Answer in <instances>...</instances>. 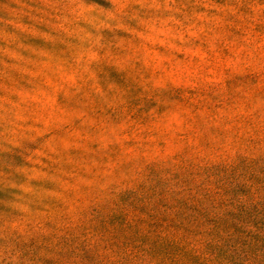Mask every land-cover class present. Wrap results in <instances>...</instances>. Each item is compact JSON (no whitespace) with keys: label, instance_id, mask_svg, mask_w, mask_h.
Segmentation results:
<instances>
[{"label":"rangeland","instance_id":"obj_1","mask_svg":"<svg viewBox=\"0 0 264 264\" xmlns=\"http://www.w3.org/2000/svg\"><path fill=\"white\" fill-rule=\"evenodd\" d=\"M0 264H264V0H0Z\"/></svg>","mask_w":264,"mask_h":264}]
</instances>
